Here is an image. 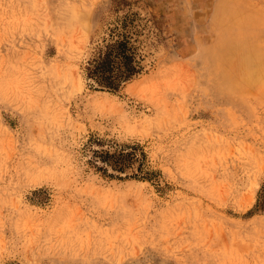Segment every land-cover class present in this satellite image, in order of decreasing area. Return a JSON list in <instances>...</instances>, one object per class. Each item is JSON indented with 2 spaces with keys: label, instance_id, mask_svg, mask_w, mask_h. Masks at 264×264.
<instances>
[{
  "label": "rangeland",
  "instance_id": "rangeland-1",
  "mask_svg": "<svg viewBox=\"0 0 264 264\" xmlns=\"http://www.w3.org/2000/svg\"><path fill=\"white\" fill-rule=\"evenodd\" d=\"M0 264H264V0H0Z\"/></svg>",
  "mask_w": 264,
  "mask_h": 264
},
{
  "label": "bare ground",
  "instance_id": "bare-ground-1",
  "mask_svg": "<svg viewBox=\"0 0 264 264\" xmlns=\"http://www.w3.org/2000/svg\"><path fill=\"white\" fill-rule=\"evenodd\" d=\"M208 6V5H207ZM206 7V6H205ZM228 10L229 11H231V7H229L228 8ZM228 15H232V13L231 14H228ZM229 19L231 20V18L229 17ZM218 56V58H223L224 60H227V57H228V52H224L223 54H219V55H217ZM78 82V81H77ZM74 85H78V84H76V82H75V84ZM137 87H139V86H137ZM77 90H78V88H77ZM76 90V91H77ZM110 165V164H109ZM131 167V166H130ZM128 172V171H127ZM6 243V242H5ZM5 246H6V244H5Z\"/></svg>",
  "mask_w": 264,
  "mask_h": 264
},
{
  "label": "trees",
  "instance_id": "trees-1",
  "mask_svg": "<svg viewBox=\"0 0 264 264\" xmlns=\"http://www.w3.org/2000/svg\"><path fill=\"white\" fill-rule=\"evenodd\" d=\"M109 84H112V83H109ZM113 85V84H112Z\"/></svg>",
  "mask_w": 264,
  "mask_h": 264
}]
</instances>
